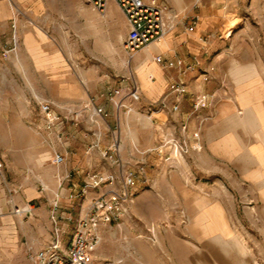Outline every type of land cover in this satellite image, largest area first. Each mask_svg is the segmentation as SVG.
Listing matches in <instances>:
<instances>
[{"label":"crops","instance_id":"obj_1","mask_svg":"<svg viewBox=\"0 0 264 264\" xmlns=\"http://www.w3.org/2000/svg\"><path fill=\"white\" fill-rule=\"evenodd\" d=\"M84 1L88 5L87 10L79 9L70 14L66 8L60 11L62 21L56 25L53 22L54 14L50 12L45 0L32 2L28 7L0 1V74L9 78V74L21 72V66L22 69L24 66L22 62H9L1 56L3 45L10 46L14 34H20L23 40L29 33L26 25L28 16L20 12L18 19L14 14L15 10H30L28 15L31 19L37 23L44 19L49 23L44 27L40 26L47 30L52 41L60 38L64 40L60 48H56L54 42H48L45 51L38 48L44 61L42 65L38 64L35 57L32 58L38 71L49 75L46 83L49 92L44 90L46 92L42 93L41 84L25 87L9 86L8 83L0 87V126H4L0 129V200L6 196L7 190L16 185L17 172L13 158L18 152L24 157L23 165L27 166V172L31 173V152L28 149L7 147L4 143L6 134L12 132V128L8 126L12 124L8 122V114L12 109H20L16 112L21 115L18 122L22 124L28 123L25 119L26 110L23 109H31L47 101L57 106L56 111L60 114H66L62 106L77 107L84 103H92V109L103 108L107 113L106 116H100L92 115L93 111H90L89 119L78 125L67 120L51 128L47 125L54 138L59 141L54 150L64 154L66 158L63 168L56 170L63 176L54 174V171L50 177L40 176L43 186L46 183L57 189L58 181L61 182V187L67 185L55 196L54 192L48 194L47 191H42V197L52 203L56 198L60 200L67 195L75 198L85 183L86 176L94 171L119 175L120 170L112 168L111 162L102 155L112 145L115 137L119 140L122 165L132 167L140 159L146 160L148 164L155 163V155L145 157L141 151L154 148L165 135L174 132L176 125L178 127L188 123L189 132L195 131L200 118L193 114V95L216 92L222 96L200 113V116L211 117L200 130L199 144L203 149L200 153L194 152L191 157L205 171L200 172L202 175L217 176V169L227 168L226 174L230 176L238 174L252 179L258 189L255 204L264 207V45L262 36L246 33L242 10L234 3L235 0H146L156 1L165 8L168 30L160 40L133 56L132 68L141 91L140 98L131 103V111L123 109L119 112L110 101L109 94L114 88L128 86L129 82L126 78L114 79L106 69L109 63L104 59L101 13L92 12L91 3ZM105 13L107 23L113 31L120 24L123 28L127 26L129 32L126 16L115 1L109 3ZM73 14L78 19L84 18L85 23L93 21L92 29L96 39L94 50L86 46L85 51L79 54L67 42L75 30L71 26ZM192 26L193 31L190 30ZM31 30L34 32L33 28ZM55 30L60 32L54 33ZM87 33L91 31L86 30L85 36ZM127 34L120 43L117 42L112 47L111 52L115 59L111 66L116 75L123 77L126 73L122 41ZM78 36L82 38L84 34L80 33ZM157 56L163 58L162 63L156 61ZM93 57L104 66L97 64L96 67L91 61ZM141 64L148 65L147 73L152 77L151 82L145 86L136 71L137 65ZM205 75L209 76L208 80H205ZM176 81H184L188 87L181 99L179 112L172 111L171 96L167 98L166 108H162L160 103L169 95V85ZM22 180L25 181L23 185L28 188L14 196V202L18 206L34 207V200L41 196L34 194L29 175L26 177L23 174ZM60 216L65 219L66 212ZM62 225L66 230L69 228L64 222ZM41 234L44 239L39 242L37 239ZM41 234L35 235L32 242L27 244L31 247L38 246L36 243L48 244L53 237V228L50 227Z\"/></svg>","mask_w":264,"mask_h":264},{"label":"rangeland","instance_id":"obj_2","mask_svg":"<svg viewBox=\"0 0 264 264\" xmlns=\"http://www.w3.org/2000/svg\"><path fill=\"white\" fill-rule=\"evenodd\" d=\"M0 1L11 4L18 3L23 7H28L32 2L44 0ZM45 1L48 3L50 12L54 14V25L61 23L62 18L59 13L66 8L69 9L70 14L79 9H88L84 0ZM234 3L238 4L242 10L241 16L243 17L244 28H247L246 33L259 34L262 36V44L264 45V0H235ZM108 7L109 4L106 10ZM91 9L92 12L101 13L104 59L106 63H109L106 69L114 79L126 77L129 82L128 86H131L133 57L131 58L125 49V39L122 41L125 76L116 75V71L111 66L112 61L115 60L111 54L112 47L116 46L117 42L120 43L121 39L128 33L127 26L123 28L119 24L115 27L116 31H113L107 23L106 13L100 12L92 4ZM20 12H24L28 16L26 18L28 36L26 35L25 39L22 40L20 34H14L12 44L10 46L3 45L1 56L9 62H22L24 66L23 69L21 66V72L9 74V78L0 74V87L8 83L9 86L24 85L25 87L31 86V84H41L42 93L49 92L46 84L49 75L47 72L38 71L35 61L32 60L34 54L31 48H39L41 51H45L48 48V42H54L56 48H60L64 40L60 38L58 41H52L47 30L43 28L48 23L46 20H39L37 23L28 15L30 10H15L14 14L18 19L21 16L19 15ZM40 25L43 26V29ZM71 26L75 30L67 42L71 44L72 49H76L79 54L85 51L86 46L94 50L96 39L92 29L93 21L85 23L84 18L78 19L75 14L71 20ZM86 30L91 31V33H87V36H85ZM59 32L55 30L54 33ZM78 33L84 34V36L80 38ZM23 45H27V47ZM262 55L264 59V54ZM91 61L96 67L97 64L104 66L102 62L98 63L94 57L91 58ZM134 77L136 78L135 74ZM117 88H114L109 97L115 93ZM214 94L213 101L222 96L216 92L209 95ZM120 97L115 96V100L120 99ZM23 110H26L27 118L25 119L28 122L26 124L18 122L21 115L17 114L16 111H20V109H12L8 114V122L9 124L12 123L8 126L12 128V132H8L7 136L5 135L4 143L7 147L19 150L28 149L31 152V173L27 172V166L24 167L23 165L24 157L18 152L13 158L14 168L17 172L16 185L7 190L6 196L0 200V264H29V254L45 247L50 241L46 245L36 243L38 246L35 247H31L27 243L32 242L35 235L48 231L50 227L53 228V236L55 230L61 228L64 241H68L72 236L73 225L76 220L85 216L95 197L105 194L110 189L121 190L123 187V182L118 181L113 185H103L82 194V186L75 198L65 194L67 195L66 198L60 200L56 198L52 203L48 202L46 197H42V191L45 190L44 193L47 191L48 194L54 192L55 196L59 190L67 186L64 184L61 187V182L58 181L56 189L49 184L43 183V186L40 183L41 174L50 177L53 175V171L56 172L54 174H60L56 170L63 168L62 165L64 164L57 166L54 163L56 155L54 147L59 144V141L54 138L51 129L47 127L48 123L40 106ZM193 114L196 115L194 112ZM198 115L200 116V113ZM179 126H175L173 133L179 134ZM2 127L4 126H0V129ZM194 142L192 141V144ZM199 148L197 150L192 148L187 152L184 159L176 161L177 163L174 165L167 164L157 157L153 164H148L146 161V171L141 176L133 196L123 203L121 216L113 220L111 224L100 226L101 244L94 254L96 261L105 264H264V207L255 204V198L258 194L255 182L249 177H244V175H232L233 178L230 174H226L227 168L217 169V176L200 174L201 171L203 173L205 171L200 169L191 157L194 152H201L202 145ZM150 149L152 148L148 150ZM146 151H141L145 157L150 154L145 153ZM44 156L47 158H43ZM115 157L120 159V150L118 154H115ZM140 160H137L132 167H136V163ZM123 165L111 164L112 168L120 170L117 177H120L122 169L128 167L127 165L123 167ZM104 167L109 169L108 166ZM23 174L26 177L29 175L32 180L34 194L41 196L40 199L34 200V207L20 204L18 206L14 202L13 197L18 196L19 193L28 188L23 185L25 184V181L22 180ZM60 176L63 175L60 174ZM64 193H67L66 190ZM208 210L216 211V217H220L223 223H226V233L219 230L214 233L202 230V214ZM65 212L66 217L64 219L60 214ZM62 222L68 224L67 230L62 228ZM218 233L223 234V239L227 241L225 245L215 239ZM39 236L40 238L37 240L41 242L44 236L42 234Z\"/></svg>","mask_w":264,"mask_h":264},{"label":"built area","instance_id":"obj_3","mask_svg":"<svg viewBox=\"0 0 264 264\" xmlns=\"http://www.w3.org/2000/svg\"><path fill=\"white\" fill-rule=\"evenodd\" d=\"M110 1H115L120 10L125 14L128 26L130 28L124 43L125 49L132 58L138 51L152 45L166 35L168 27L166 24L165 8L160 6L156 1L146 0H88L100 12H105ZM194 30V26L190 28ZM156 61L163 62L161 56L156 57ZM131 63V62H130ZM192 69V68H191ZM131 73V72H130ZM132 74V85L119 87L115 93L109 97L110 101L115 104L117 111L132 110L131 103L137 102L140 98V88L137 86L134 73ZM126 78V77H124ZM129 78V77H127ZM209 76L205 75V80ZM188 88L184 81H176L169 85V95L162 100V108L168 106L167 98L173 99L172 111L178 112L181 107V99L187 93ZM115 96H121L115 100ZM214 95L199 93L193 95V112L199 120L198 127L195 131L189 132L188 123L180 126L179 134L170 133L165 135L159 143L145 153L156 155L157 158L165 161L167 164L174 165L181 159L185 158L187 152L192 148L200 149L199 139L202 125L211 118L209 115H201V110L215 101ZM92 103H86L81 106H62L66 114H60L56 111L57 106L47 101L40 103V109L44 115L48 127L55 124L63 123L66 120L79 124L89 119L90 111L92 115L106 116L107 113L103 108L94 107ZM92 120V119H91ZM95 121V120H94ZM192 141H195L192 144ZM119 153V142L115 139L112 145L104 152V157L112 162L111 164L122 165V162L115 154ZM65 155L56 153L54 163L57 166L64 164ZM136 167H127L122 169L120 177L114 173L94 172L88 174L81 193L85 194L89 190H95L103 185H113L115 182H123L121 190L110 189L105 194L95 197L85 216H81L73 225V233L68 241H64L61 228L55 230L53 238L49 244L35 253L29 254V264H105L96 261L94 254L101 244L100 226L111 224L123 213V203L133 196L134 190L138 187L141 176L146 171V160H140ZM124 167V165H123Z\"/></svg>","mask_w":264,"mask_h":264},{"label":"bare ground","instance_id":"obj_4","mask_svg":"<svg viewBox=\"0 0 264 264\" xmlns=\"http://www.w3.org/2000/svg\"><path fill=\"white\" fill-rule=\"evenodd\" d=\"M32 53L34 54L35 60H37L38 64L42 65L44 63V61L41 59V52L39 49H34L31 48ZM147 64H141V65H137L136 67V71L139 75L140 80L142 81L143 85H147L151 82V74L147 73L148 68H147ZM43 158H47L46 156H44ZM202 230L205 232H218L222 231L223 233L227 232V225L226 223H223V220L220 219V217H216L217 216V212L213 211V210H208L205 211L202 214ZM215 239L219 240V242L223 245H225L227 243V241L225 239H223V234L218 233L215 236ZM240 247V246H239Z\"/></svg>","mask_w":264,"mask_h":264}]
</instances>
